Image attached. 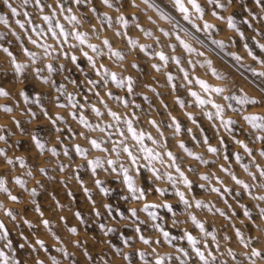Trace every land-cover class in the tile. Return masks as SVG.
<instances>
[{"label":"rangeland","instance_id":"374dc122","mask_svg":"<svg viewBox=\"0 0 264 264\" xmlns=\"http://www.w3.org/2000/svg\"><path fill=\"white\" fill-rule=\"evenodd\" d=\"M9 2L15 7L20 0ZM42 2L52 7H45L41 13L32 2L18 9L20 16L13 17L3 0H0V15L9 19L8 26L0 23V34L4 37L0 39V46L7 47L17 62L28 65L24 74L17 76L11 59L0 50V88L9 93L8 96H0V105L12 109L10 113L0 111V135L6 137V141H0V149H4L6 154V157L0 156V177L5 180V186L12 195L18 197L14 202L8 198L7 193L0 192V205H3L0 208V221L6 227L7 239L12 245L6 247V241L0 240V251L9 257L10 264L14 260H19L21 264H36L37 261L52 264L53 258L59 264H155L158 257L163 258V264H181L182 260L185 264H200L184 238L185 232L200 241L197 246L206 255L211 251L223 264H264V258L249 259L246 255L250 254L252 248L264 253V218L259 215V208H264V201L252 199L242 186L235 184L229 174L251 185L253 196L264 195V188L259 187L264 181L259 179L256 167H264V157L260 155L261 150H264V141L256 139L257 136H264V131L253 128L244 119L249 115L264 117V77L254 75L249 70L264 71V64L259 62L264 60V50L259 47L264 44V20L252 18L253 14L257 17L264 16V10L255 5L253 0H233L227 10L215 9L225 18L218 19L212 15L214 9L207 4V0H198L205 8L204 19L215 26L209 33H205L196 31L188 21L183 20L172 7L170 0H153L162 10L177 18L174 20L181 29L192 31L198 40L203 41L200 44L186 37L183 31H174L172 23L161 19L142 0H111L112 8L103 5L101 0H85L79 5L68 4L72 8L71 14L81 21L75 26L64 19L68 13L60 12L56 0ZM242 5L249 10H245ZM93 8L96 12L91 11ZM53 10L56 12L52 20L53 26L58 21L69 33H85L88 37L85 44H79L71 35L66 42L60 36L54 39L47 32L48 25L41 17L51 15ZM25 11L29 13V17H24ZM105 14L112 19L111 26L103 19ZM121 15L129 21L126 28L117 23V17ZM229 15L235 20L240 32L244 33L243 39L235 30L228 28ZM17 19L25 22V29L16 24ZM28 19L32 20V24L26 22ZM245 20L248 23H244ZM196 23L202 25L203 21L197 20ZM136 24L140 27L137 28ZM37 25L45 30V37L39 38L31 31ZM141 29L150 31L152 35L146 36ZM164 31L170 35L165 36ZM56 32L59 33V29ZM117 32L121 35H116ZM29 35L51 45V55L45 57L42 48L29 43ZM177 35L204 55H189L179 44ZM104 39L111 43L114 50L121 51L124 55L122 61L107 52L102 43ZM213 39L223 41L225 47H217L212 43ZM129 40L136 41L137 45H130ZM88 44L100 47L104 55L97 56L88 48ZM141 44L146 46L143 51L139 48ZM245 44L248 45L247 49ZM23 47L36 53L40 59L32 63L22 51ZM157 51L179 58L181 64L177 65L171 59L166 65L163 64L155 55ZM249 51L252 55H249ZM84 52L93 56L97 69L103 65L107 70L117 73L118 77H131L133 91L129 93L126 86L117 87L111 80L107 85L100 83L95 88L89 85V79L99 81L101 77L89 64ZM232 54L241 59L235 60ZM72 55L77 57L76 64L70 59ZM253 56L257 59L254 60ZM189 60L193 63L189 64ZM205 61H210L212 68L224 78L214 76ZM48 63L57 71L49 74L45 68ZM61 65H64V70H59ZM153 65H159V70ZM36 68L43 70L40 75L47 78L49 83H44L34 74L33 70ZM181 68L188 73V80L184 79ZM169 76L173 78L171 81ZM197 79L204 80L210 87L223 88L225 91L223 94L204 92L196 83ZM73 80L76 83H72ZM189 80L192 82L189 83ZM60 85L64 86L63 92L56 90ZM22 90L28 97L27 101L20 95ZM97 91L99 96L95 94ZM191 91L224 107L223 119L235 121L231 125L232 131L227 130L215 115L209 119L206 113H215L212 104H196ZM109 92L112 97L107 95ZM68 94L74 99L75 108L69 102ZM233 94L247 95L261 103L240 106L234 100L225 99ZM178 101H183V106ZM93 106L102 115L97 116L92 111ZM109 109L121 117L119 125L109 115ZM81 115L91 128L80 123ZM58 116L62 119L57 120ZM173 117L180 125L179 133L174 132V127H169ZM125 118L131 119L138 131L150 134L158 142L153 144L145 136V146L160 152L163 157V164L152 162L161 179H156L143 167L147 161L140 159L141 167L137 174L130 167L126 153L121 151L117 156L111 151L112 140L124 139L116 132L117 127L125 132L127 143L134 145L123 123ZM149 121H155L159 125V131ZM259 122L258 119L257 123ZM33 135L45 145L43 150L36 147L32 140ZM205 137L208 144L204 143ZM92 139L101 142V149L91 146ZM236 140L243 141L252 150V155L249 156ZM181 141L185 148L209 163L203 164L188 156L179 146ZM77 145L85 150L83 155L76 151ZM209 145L216 147L217 153L209 152ZM53 148L56 155L49 151ZM132 151L137 153L138 146L132 147ZM167 151L178 157L177 163L191 182L190 188L178 179L173 168L168 167L169 161L164 155ZM236 154L242 157L240 162L236 161ZM7 159H11L13 163L8 164ZM21 159L23 166L20 164ZM96 159L101 160L103 166L93 172L88 161ZM108 159L117 162L116 172L107 164ZM243 164L249 165L247 172L242 167ZM120 165L129 168V174L135 178L136 187L145 192L143 198L132 197L123 182ZM41 168L45 169L44 173L39 171ZM29 171L31 176L28 175ZM166 172L177 177L175 185L163 178ZM249 173L258 179L254 181ZM204 176L209 179H202ZM17 177L25 181L24 187L15 183ZM218 180L222 183H218ZM96 181H100V184ZM213 187L220 188L221 191L213 192ZM102 188L107 192L101 191ZM224 188L230 191L225 192ZM32 189L37 193L34 197L31 195ZM157 189H163V194L156 191ZM178 191L184 193L190 207L185 208L176 195ZM196 200L212 210L196 207ZM164 204L170 205L172 211L164 207ZM37 206L39 212L36 210ZM244 208L250 211L251 219L245 217ZM133 209L136 212L135 217L131 214ZM217 209L225 215H220ZM6 210H11L16 215L15 220L5 214ZM190 216H195L203 223L206 231L214 233L216 240L213 241L211 236L205 237L192 223ZM25 220L30 223H24ZM43 220H48L49 224L45 226ZM137 227L140 228L139 232L136 231ZM72 228L76 229L74 233L70 231ZM108 228L113 231L108 232ZM237 230L242 233L245 243H241V237L236 235ZM163 232L169 233L172 238L170 242L165 240ZM141 235L150 242L144 244L139 239ZM37 240L43 241L44 246L37 244ZM205 242L208 244L206 250ZM21 244L24 245L23 248L20 247ZM180 249L184 251L181 252ZM229 250L234 253L235 259L228 255ZM141 252L145 254L143 259ZM184 252L188 255L185 256Z\"/></svg>","mask_w":264,"mask_h":264},{"label":"snow or ice","instance_id":"6c2138e0","mask_svg":"<svg viewBox=\"0 0 264 264\" xmlns=\"http://www.w3.org/2000/svg\"><path fill=\"white\" fill-rule=\"evenodd\" d=\"M34 2L36 8L39 9V11L41 13L44 12L45 7L51 8L52 5H48L42 2V0H20V3L17 6H13L12 3L9 2V0H3L4 5L7 7V9L9 10V14L13 17L16 16H20L21 13L18 10L19 8H24L26 7L29 3ZM85 2V0H56V4L59 7V10L61 13H68V15L64 16V19L67 20L70 24L75 25H79L81 23V21L78 19V17L76 15L71 14L72 13V8L68 7V4H81ZM142 2L148 7L151 8L153 10H155L157 12V14L160 16L161 19L168 21L169 23L173 24V30H181L184 32L186 37H189L193 40H196L197 43L203 44V41L198 40L193 33L189 32L187 29H181L180 25L175 22L174 17L172 15H170L169 13L165 12L164 10H162L159 5H157L156 3L153 2V0H142ZM172 7L175 9V11H177L183 20L188 21L193 28L196 29V31H204L205 33H209L210 30H212L215 26L211 23H209L207 20L204 19L205 16V8L201 5V3L198 2V0H170ZM101 3L105 6H107L108 8H112L113 7V3L111 2V0H101ZM233 3V0H207V4L213 6V11H212V15L217 17L218 19H225L223 16H220L217 11H215V9H222V10H227V7L229 5H231ZM253 3L257 6H259L262 10H264V0H253ZM242 7L245 8V10H249L247 9V7L245 5H242ZM91 11L96 12V9L93 8L91 9ZM24 17H29V13L27 11H25L23 13ZM56 15L55 10H53L51 15H43L41 17L42 21L48 25L47 28V32L51 33L52 37L55 39L57 38V36L63 37L64 41H67V37L69 35H71L76 41L79 42V44L83 45L86 43L88 37L85 33L80 32V31H72L71 33H69L68 31L65 30L64 25L60 24L58 21L56 22L55 26H53L52 20L53 17ZM253 19H260V20H264V16H259L257 17L255 14H253ZM103 19L108 23L109 26H111L112 24V19L110 17H107V15L105 14ZM151 19V18H149ZM197 20L203 21L202 25H198L196 23ZM28 24H32V20L28 19L26 21ZM0 23L4 24L5 26L9 25V19L4 16V15H0ZM117 23H119L122 27L126 28L128 26L129 21L123 16H119L117 17ZM154 23V22H153ZM244 23H248L247 20L244 21ZM16 24L19 25V27L21 29H25V22H21V20L17 19L16 20ZM227 25L229 29H233L235 30L240 37L243 39L244 38V33L240 32V30L237 28L236 22L233 19V17L231 15H229L227 17ZM136 27L139 28L140 25L136 24ZM249 27H251V25L249 24ZM56 29H59V33L56 32ZM142 31H144L146 36H151L152 33L148 30L145 29H141ZM31 31L33 33L36 34L37 37L39 38H43L45 37V30L43 28H40L38 25L32 27ZM163 31V30H161ZM163 34L165 36L170 35L169 32L164 31ZM116 35H121L120 32H117ZM3 34H0V39H3ZM17 39H20L19 36L16 37ZM176 39L179 41V44L183 47V49L189 54H195L197 56H203L204 53L203 52H199L197 51L196 48H194L190 43L186 42L185 39H181V37L179 35L176 36ZM28 41L29 43H31L32 45H35L39 48H42L44 51V56L47 57L49 55H51V52L49 51V49L51 48V45L47 44V43H43L38 39H33L31 35L28 36ZM104 48L107 49V52L112 56L115 57L117 60H123L124 59V55L121 53V51L119 50H114L111 43L107 40L104 39L102 41ZM212 43L215 44L217 47L219 48H224L225 44L223 41L220 40H212ZM129 44L132 46H136L137 42L136 41H132L129 40ZM88 48H90L93 53H95L97 56H102L104 55V51L98 47L95 44H88L87 45ZM72 47H74V45H72ZM146 46L141 44L139 45V48L141 51L144 50ZM244 47L247 49L248 45L245 44ZM259 47L261 48V50H264V44H260ZM0 50H2L4 53L7 54V56L11 59V63L14 66V71L17 74V76L23 75L25 72V69L28 67V65L24 64V63H19L17 62L16 57L13 55V53L7 48V47H3L0 46ZM22 51L30 58V60L32 61V63H36V61L38 59H40V57H38L36 55V53L31 52L28 50V48L23 47ZM67 57V53L64 54ZM83 55L87 58L89 64L92 66L93 69L96 70V73L98 76L101 77V80L99 81H95V80H88L87 83L89 85H91L93 88H95L98 84L103 83L104 85H107L108 81L111 80L112 82H114L117 87H127V91L129 93H131L133 91V80L131 79V77H118L117 73L115 72H111L109 70H107L106 68H104L103 65H100V68L97 69L96 68V63L95 60L93 58V56H89L87 52H84ZM155 55L159 57V60L163 63V64H167L168 61L171 59L173 60L177 65L181 64V60L175 56L169 57L168 55H165V53L163 51H157L155 52ZM234 59L239 61L241 59V57H239L238 55L232 54ZM249 55H252L251 51H249ZM71 61L73 64H76L77 61V57L75 55H72L70 57ZM253 59H257V57L253 56ZM261 64H264V60L259 61ZM189 64H192L193 62L191 60L188 61ZM205 63L207 64V66L211 69L212 74L214 76H216L217 78L223 79L224 77L221 76V74L219 72H217L214 68H212L211 62L210 61H205ZM78 67V65H77ZM133 67H136V65H133ZM154 68H157V70H159V65H153ZM45 68L47 69V72L49 74H52L54 72L57 71L56 68L53 67V65L51 63H48L45 65ZM101 69L103 71H101ZM59 70H64V65L60 66ZM250 71L253 72L254 75L260 76V77H264V71L261 72H256L255 69H249ZM34 74L40 78L41 80H43L44 83H49V80L45 77H42L40 74L43 71L40 68H36L33 70ZM180 71L184 72V79L188 80V73L184 71L183 68L180 69ZM168 79L171 81L173 78L172 76H169ZM72 83H76L74 80L71 81ZM192 81L189 80V83H191ZM196 83L199 84L200 88L204 91V92H214L217 94H223V92L225 91V89L223 88H213L210 87V85L208 83H206L204 80L202 79H197ZM57 92H63L64 91V86L60 85L59 87H57ZM91 90V89H89ZM97 96H99V92L97 91L95 93ZM191 96L195 98V102L196 104L203 106L206 104H212L213 108L215 109V113H206V115L208 116L209 119L213 118V115H215V117L220 119L221 124L229 131H232L231 129V125H233L235 123V121L229 119V120H224L223 119V113H224V107H222L220 104H216L213 103L212 100L210 99H204L201 97V95H199L197 92L195 91H191ZM9 93L3 89L0 88V96H8ZM21 96L24 97V99L27 101L28 97L27 95H25L24 91L22 90L20 93ZM69 95V102L71 103L72 107H76V103L74 101V99L72 98L71 94ZM107 95L109 97H112L111 92L107 93ZM147 99V98H145ZM226 100L230 99V100H234L236 101V103L240 106H244V105H258L261 103V101L256 100L255 98L249 97L247 95H230V96H226L225 97ZM37 102H38V97H37ZM103 103V101H101ZM182 106H183V101H178ZM125 104H127V102L125 101ZM61 107H64V105H60ZM83 107V106H81ZM105 107H107L105 105ZM136 107H139V105H136ZM228 107H232L231 105H228ZM0 111H4L5 113H10L12 111V109L6 105H0ZM92 111L97 115L100 116L102 115V113L100 112V110L96 107L93 106ZM233 111H237V109H233ZM109 115L113 118V120L117 123V125H119L120 121H121V117L119 115H117L116 112L111 111L110 109L108 110ZM47 115V113H45ZM34 115V114H33ZM189 118L191 119V115L189 114ZM62 119V117H57V120ZM138 119V118H137ZM245 120H247L249 123L252 124L253 128H257L260 129L261 131H264V117H256L253 115H249V116H245L244 117ZM259 119V123H257V120ZM79 121L81 124L85 125L86 127L91 128L92 126L88 124L87 120L85 119V117L83 115H81L79 117ZM53 123H55V121H53ZM124 125L126 126V130L127 133L130 134V138L132 141H134V145L130 146L127 143V137L125 136V132L121 131L119 127H117L116 132L119 134V136L124 137V139H120L118 141L116 140H112V148L111 151L115 152L117 156L120 155V152L122 151L123 153H126L129 161H130V167L134 168L136 173L139 174L140 172V164L139 161L140 159H143L145 161H147V163L145 165H143V167H145L153 176L156 177V179H161V175L159 174L158 170L153 166V161H158L161 164L164 163L163 157L161 155L160 152H156L154 151V149L149 148L147 146H145L144 144V139L145 136L147 135V139L152 140L153 144H157L158 142L153 139V137L150 134H146L143 131H138L134 126H133V122L131 119H127L125 118L123 120ZM150 124H152L154 127L157 128V130L159 131V125L156 124L155 121H149ZM18 124V122H17ZM97 127H99V125H97ZM109 127H111V125H109ZM169 127H174V132L175 133H179L180 132V125L175 121V118H172V124L169 125ZM101 131H104L103 128L100 129ZM59 131V130H58ZM189 132H191V129L188 130ZM161 136L163 135V133H160ZM109 139L111 140V137H109ZM257 140L259 141H264V136H257L256 137ZM32 140L35 142V145L37 148L43 150L45 145L40 141V139H38L35 135L32 136ZM0 141H6V137L3 135H0ZM237 144L241 145V147L244 149V151L251 156L252 155V150L248 148V146L246 144H244L243 141L241 140H236L235 141ZM205 144H208V139L207 137H205L204 140ZM221 143H223V141L221 140ZM90 144L93 148L96 149H101V142H98L96 139H92L90 140ZM138 146V151L137 153H134L132 151V147H137ZM179 146L184 149V151L187 153L188 156L193 157L194 159L200 161L203 164H207L209 163V161L204 160L201 156L189 151L187 148H185L183 142L181 141L179 143ZM161 147H165V145H161ZM104 151H107V149H102ZM49 151L52 152L53 155H56V150L53 149H49ZM76 151L78 153H80L81 155L84 154V149H82L79 145L76 146ZM208 151L211 153H217L218 149L216 147H212L211 145H209L208 147ZM67 154V153H66ZM142 154V156L140 155ZM164 155L167 156L169 164L168 167L173 168L175 170V172L178 174V179L180 181L183 182V184L190 188L191 187V182L188 180V178L185 176L184 172L181 170L179 164L177 163L178 157L174 156V154L171 151H167L164 153ZM260 155L262 157H264V150H261ZM0 156H5V151L4 149H0ZM225 159H227V157H225ZM235 159L237 162H240L242 157L239 154H236ZM254 162V161H253ZM7 163L8 164H12L13 161L11 159H7ZM23 160H20V164L23 166ZM89 165L92 167L93 172L96 171L97 168L102 167L103 163L101 160L96 159L94 161H88ZM116 161L113 159H108L107 160V164L109 166H111V170L113 172L117 171V168L115 167L116 165ZM242 167L244 168V170L247 172L249 169V165L248 164H243ZM258 172H259V179L261 181H264V167H260L259 165H256ZM192 171H194V169H190ZM41 173L45 172V169L41 168L39 170ZM119 171L121 173H123V182L126 184L128 191L130 192V194L132 195L133 198L136 199H141L144 197L145 192L143 189L137 188L136 187V182H135V178L129 174V168L124 167L123 165L119 166ZM224 171H227V169H224ZM231 175V178L233 181H235L236 185H240L243 187V189L245 191L248 192L249 196L252 197V199L258 200V201H264V195H259V196H253L250 189H251V185L246 184L244 181L238 179L235 175L229 173ZM28 175L31 176L32 173L31 171L28 172ZM249 175L252 177V179L255 181L258 179L257 176L253 175L252 173H249ZM163 178H166L167 181H169L171 184L175 185L177 182V177H174L171 172H166L163 174ZM202 179L204 180H208L209 178L207 176L202 177ZM5 180L0 177V192H4L8 194V198L12 201H17L18 197L15 195H12V193L9 191V189L5 186ZM15 183L21 187H24L25 185V181L23 179H20L19 177L15 178ZM96 183L99 185L100 181H96ZM218 183H222L221 181L218 180ZM201 187H204V185H201ZM260 188H264V182L259 184ZM213 192H217L219 193L221 191L220 188L217 187H213L211 189ZM87 191V190H85ZM101 191H105L107 192L106 189H101ZM156 191L160 192L161 194H163V189H157ZM225 192H229L230 190L228 188H224ZM36 190L32 189L31 191V195L34 197L36 196ZM176 195L179 196L180 201L183 202V204L185 205V208L190 207L189 201L185 198V195L183 192H177ZM236 195H239V193H237ZM195 205L196 207H206L208 208L209 211H211V207H209L206 204H203L200 200H196L195 201ZM164 207L168 208L169 211H172V208L170 205L168 204H164ZM3 205H0V208H2ZM105 207H109L108 205H105ZM36 210L39 212L40 209L37 206ZM145 210H147V206L145 207ZM217 211L220 212V215H225V213L219 209H217ZM8 217H10L11 219L15 220L16 215L11 211V210H6L5 213ZM132 216L135 217L136 216V212L133 209L131 212ZM41 215H43V213H41ZM97 215H99V213H97ZM244 215L245 217H248L251 219V213L247 208H244ZM259 215L264 218V208H259ZM77 216H79V213H77ZM190 219L192 220V223L200 230L201 233H203V235L205 237L211 236L212 240L215 241L216 240V236L214 233L212 232H208L205 230V226L203 223H201L199 220H197V218L195 216H190ZM43 224L45 226H47L49 224L48 220H43L42 221ZM24 223L28 224L30 223L29 221L25 220ZM101 227L103 228V225H101ZM159 227V226H157ZM71 232H75L76 229L72 228L70 229ZM108 232L113 231V229L108 228L107 229ZM137 232L140 231V228L137 227L136 229ZM107 234V233H106ZM236 235L238 237H241V243H245L244 238L242 236V233L237 230L236 231ZM8 237V231L4 225V223L2 221H0V240H4L6 241L5 246L6 247H11V241H9L7 239ZM163 237L165 238V240H168L169 242L171 241L172 238L169 237V233L168 232H163ZM184 238H186L188 244L191 246L193 252L195 253V256L198 258L200 264H223V262L219 261L217 256L213 255V253L211 251L207 252V255L205 254V251H202L200 247H198L197 245L200 243V241L193 236L192 234L185 232L184 233ZM140 240L143 241L144 244H148L150 241L148 239H146L143 235H141L139 237ZM159 242V241H157ZM37 244H39L41 247L44 246L43 241L37 240L36 242ZM78 243V242H77ZM247 246V245H245ZM21 248L24 247L23 244L20 245ZM219 247V245H217V248ZM204 248L205 250L208 248V244L207 242H205L204 244ZM63 251V250H61ZM181 252H183V249H180ZM65 255H67V253H64ZM144 253L141 252L140 256L143 259L144 257ZM184 255L187 256L188 253L184 252ZM228 255L232 256L235 259V255L234 253L229 250L228 251ZM248 256L249 259L253 258V257H262L264 258V253H261L260 251H258L256 248H252L250 254H246ZM127 258V257H125ZM0 264H10L9 261V257L3 252L0 251ZM11 264H21V262L19 260H14L11 262ZM36 264H43L42 261H37ZM52 264H59V262L53 258L52 259ZM147 264V262H146ZM155 264H163V258H157ZM181 264H185V262L182 260Z\"/></svg>","mask_w":264,"mask_h":264},{"label":"water","instance_id":"95a60500","mask_svg":"<svg viewBox=\"0 0 264 264\" xmlns=\"http://www.w3.org/2000/svg\"><path fill=\"white\" fill-rule=\"evenodd\" d=\"M166 10V9H165ZM167 11V10H166ZM168 12V11H167ZM170 15H172L170 12H168ZM173 16V15H172ZM174 17V16H173ZM174 18H176V17H174ZM176 20H177V18H176ZM191 31V30H190ZM192 32V31H191ZM193 33V32H192ZM194 34V33H193ZM209 46V45H208ZM228 62V61H227ZM230 63V62H229Z\"/></svg>","mask_w":264,"mask_h":264},{"label":"bare ground","instance_id":"6f19581e","mask_svg":"<svg viewBox=\"0 0 264 264\" xmlns=\"http://www.w3.org/2000/svg\"><path fill=\"white\" fill-rule=\"evenodd\" d=\"M259 85V84H258Z\"/></svg>","mask_w":264,"mask_h":264}]
</instances>
